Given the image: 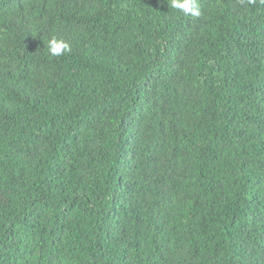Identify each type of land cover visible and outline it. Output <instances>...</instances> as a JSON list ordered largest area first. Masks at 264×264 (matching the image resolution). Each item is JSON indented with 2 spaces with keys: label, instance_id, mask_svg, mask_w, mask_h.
Returning a JSON list of instances; mask_svg holds the SVG:
<instances>
[{
  "label": "trees",
  "instance_id": "16d2710c",
  "mask_svg": "<svg viewBox=\"0 0 264 264\" xmlns=\"http://www.w3.org/2000/svg\"><path fill=\"white\" fill-rule=\"evenodd\" d=\"M197 2L0 0V264H264V3Z\"/></svg>",
  "mask_w": 264,
  "mask_h": 264
},
{
  "label": "clouds",
  "instance_id": "9594fccd",
  "mask_svg": "<svg viewBox=\"0 0 264 264\" xmlns=\"http://www.w3.org/2000/svg\"><path fill=\"white\" fill-rule=\"evenodd\" d=\"M264 3V0H261ZM170 7L181 10L184 15L200 16L201 9L197 0H171ZM48 52L52 56H60L70 51V45L63 39L52 37L46 44Z\"/></svg>",
  "mask_w": 264,
  "mask_h": 264
}]
</instances>
